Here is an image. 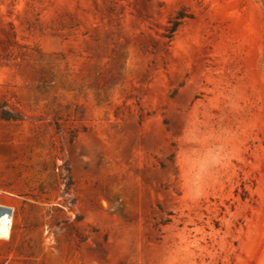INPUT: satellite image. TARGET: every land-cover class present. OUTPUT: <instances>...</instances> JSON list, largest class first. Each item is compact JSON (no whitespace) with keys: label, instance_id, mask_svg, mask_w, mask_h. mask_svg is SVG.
Segmentation results:
<instances>
[{"label":"rangeland","instance_id":"1","mask_svg":"<svg viewBox=\"0 0 264 264\" xmlns=\"http://www.w3.org/2000/svg\"><path fill=\"white\" fill-rule=\"evenodd\" d=\"M0 204V264H264V0H0Z\"/></svg>","mask_w":264,"mask_h":264},{"label":"bare ground","instance_id":"2","mask_svg":"<svg viewBox=\"0 0 264 264\" xmlns=\"http://www.w3.org/2000/svg\"><path fill=\"white\" fill-rule=\"evenodd\" d=\"M2 207L4 209L2 212H0V237L7 236L12 223L10 222L9 209H7L8 207H4V205Z\"/></svg>","mask_w":264,"mask_h":264},{"label":"trees","instance_id":"3","mask_svg":"<svg viewBox=\"0 0 264 264\" xmlns=\"http://www.w3.org/2000/svg\"><path fill=\"white\" fill-rule=\"evenodd\" d=\"M184 15L177 14L172 20L169 21V26L166 29L165 36L170 40L173 38L178 26L182 23ZM2 113H5L2 111ZM7 118H12V116H6Z\"/></svg>","mask_w":264,"mask_h":264},{"label":"built area","instance_id":"4","mask_svg":"<svg viewBox=\"0 0 264 264\" xmlns=\"http://www.w3.org/2000/svg\"><path fill=\"white\" fill-rule=\"evenodd\" d=\"M3 205H4V204H0V212H2L3 209H4V208L2 207ZM4 207H6V205H4ZM7 207H8V206H7ZM7 209H9V215H10V217H11V215H12V210H11V208H9V207H8Z\"/></svg>","mask_w":264,"mask_h":264}]
</instances>
